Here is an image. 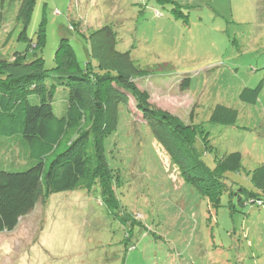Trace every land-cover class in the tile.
<instances>
[{"label": "rangeland", "instance_id": "374dc122", "mask_svg": "<svg viewBox=\"0 0 264 264\" xmlns=\"http://www.w3.org/2000/svg\"><path fill=\"white\" fill-rule=\"evenodd\" d=\"M22 2L0 0V58L29 45L19 38ZM105 25L116 29L118 50L130 51L144 71L137 82L152 103L199 125L194 144L206 164L214 168L218 158L241 152V169L226 173L228 189L212 207L132 98L131 113L121 114L106 140L119 178L116 200L53 194L15 230L0 233V264H264V206L247 195L241 203L238 193L263 190L254 175L264 163V0H36L27 34L35 43L44 30L48 69L63 39L83 65H95L89 36ZM260 83L256 103L240 99L245 87ZM68 99L69 89L59 87L57 116ZM217 104L238 110L234 125L211 121Z\"/></svg>", "mask_w": 264, "mask_h": 264}, {"label": "trees", "instance_id": "16d2710c", "mask_svg": "<svg viewBox=\"0 0 264 264\" xmlns=\"http://www.w3.org/2000/svg\"><path fill=\"white\" fill-rule=\"evenodd\" d=\"M35 2L23 0L18 15L24 22L19 38L29 41L27 49L11 59L0 58V233L15 230L55 193L85 191L116 200L119 178L109 162L106 140L117 130L121 114L131 113L132 98L185 179L216 208L228 189L226 173L241 169L242 153L226 154L209 167L194 144L199 125L152 103L151 93L137 82L144 71L130 51L118 50L117 31L111 25L89 36L95 65H83L73 45L63 39L56 66L46 68L44 30L35 43L27 34ZM59 87L69 89L68 108L60 117L53 105ZM261 90L262 83L245 87L240 99L254 104ZM238 115L237 109L217 104L210 119L234 125ZM254 179L263 190L240 188L241 203L247 195L251 203L264 206V163L256 168Z\"/></svg>", "mask_w": 264, "mask_h": 264}]
</instances>
